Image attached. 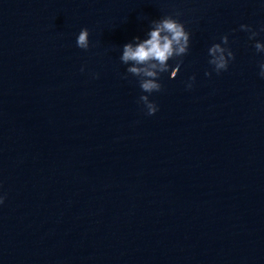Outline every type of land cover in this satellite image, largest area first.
I'll list each match as a JSON object with an SVG mask.
<instances>
[{
	"label": "water",
	"instance_id": "obj_1",
	"mask_svg": "<svg viewBox=\"0 0 264 264\" xmlns=\"http://www.w3.org/2000/svg\"><path fill=\"white\" fill-rule=\"evenodd\" d=\"M175 12L191 47L149 116L120 49ZM241 24L261 0H0V264H264V54Z\"/></svg>",
	"mask_w": 264,
	"mask_h": 264
},
{
	"label": "clouds",
	"instance_id": "obj_2",
	"mask_svg": "<svg viewBox=\"0 0 264 264\" xmlns=\"http://www.w3.org/2000/svg\"><path fill=\"white\" fill-rule=\"evenodd\" d=\"M261 3L264 4V0H261ZM180 15V12H175L152 19L143 37H133L120 49L119 60L126 66V74L137 78L141 89L138 102L143 104L149 116L159 110L158 105L150 99V96L162 90L160 82L162 74L167 73L169 79H175L181 71L182 58L190 51L192 33L179 19ZM240 30L249 34V41H254L257 54H264V40L256 39L261 32H264V25L256 30L251 25L241 24ZM76 46L85 51L92 47L90 30L87 27L81 28L76 36ZM207 53L208 63L213 66V71L218 75L222 71H227L231 61L235 59V53L229 45L227 34L223 35L219 42L208 47ZM258 67V75L264 78V60L258 63ZM84 70L82 66L81 71ZM205 75L211 76L212 72H206ZM93 76L99 78L98 73H94ZM195 79V75L188 77L185 87L191 89ZM3 203L4 196L0 195V204Z\"/></svg>",
	"mask_w": 264,
	"mask_h": 264
}]
</instances>
